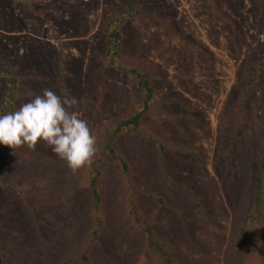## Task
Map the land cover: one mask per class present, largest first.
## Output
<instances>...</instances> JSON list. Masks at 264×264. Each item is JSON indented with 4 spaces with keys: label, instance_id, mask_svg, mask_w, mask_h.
Returning <instances> with one entry per match:
<instances>
[{
    "label": "trees",
    "instance_id": "trees-1",
    "mask_svg": "<svg viewBox=\"0 0 264 264\" xmlns=\"http://www.w3.org/2000/svg\"><path fill=\"white\" fill-rule=\"evenodd\" d=\"M6 1L17 2L0 0V4ZM119 1L121 6L112 7V15L102 22L93 40L106 41L96 60L101 71L93 73L97 77L91 76L81 91L93 100V114L110 105L109 91L121 97L124 110L91 127L98 137L99 152L91 167L75 174L42 142L35 151L0 144V264H215L213 244L222 249L221 264H264V129L247 124L245 112L249 95L264 90L263 45L250 63L247 91L241 93L236 109L240 111L238 125L228 130L224 145L217 148L220 157L216 161L228 163L224 175L229 178L245 170V161L252 168L247 204H241L243 196L238 194L228 198L231 223L225 239L222 230L216 231L213 205L208 204L212 199L196 192L203 190L195 187V176L201 179L207 173L201 152L177 141L191 133L188 124L193 121L204 133L209 126L194 114L178 110L182 100L164 93V74L158 64L139 58L138 52L129 54L125 38L131 35L130 23L135 21L179 39L188 55L195 50L208 64L212 57L188 35L184 39L163 8L151 10L142 0ZM240 1L202 0L209 15L222 22L228 42L238 27L219 4H236L232 8L237 11ZM66 11L71 15L64 31L68 26L71 35L84 34L87 26L81 23L79 9L72 10L73 14ZM211 28L209 36L217 42L216 29ZM190 61L186 55L182 80L196 95L187 71ZM11 64L0 59L4 85L0 115L29 102L22 76ZM111 70L137 81L139 92L108 82ZM237 143L242 156L240 161L235 154L233 163Z\"/></svg>",
    "mask_w": 264,
    "mask_h": 264
},
{
    "label": "rangeland",
    "instance_id": "rangeland-1",
    "mask_svg": "<svg viewBox=\"0 0 264 264\" xmlns=\"http://www.w3.org/2000/svg\"><path fill=\"white\" fill-rule=\"evenodd\" d=\"M142 4L151 10L163 8L171 14L176 29L178 28L177 32L184 39L188 35L212 57L208 64L195 50L188 55L186 46L179 39L153 28L140 26L135 21L130 23L131 35L125 38L129 54L135 55L138 52L139 58L158 64L164 74L165 82L161 86L164 93L182 100L178 104V110L192 113L208 124L209 132L204 133L196 121L189 123L191 133L181 139L177 138V141L200 150L207 173L201 179L195 176V187L200 186L203 190L198 189L196 192L202 196L208 194L212 199H208V204L213 205L216 231L222 230L226 239L231 223L229 201L233 196L239 195V198L243 196L241 204H247L245 196L249 197V194L246 188L252 178L249 176L252 168L245 161V170L239 172L242 175L238 173L229 178L224 175L228 174V163L222 160L218 164L216 161L220 157V150L217 148L224 145L223 140L228 130L238 125L236 116L240 111L237 112L236 109L241 93L247 91L246 81L252 69L250 63L262 51V45L264 49V2L242 0L237 11L232 8L236 4H219L238 27L230 42L225 39L227 31L222 22L209 15L202 0H142ZM117 5L121 6L119 0H17L15 4L9 1L0 4V59L12 63L17 74L22 76L26 100L42 95L45 88L61 96L66 92L80 102L79 107L74 110L88 121L90 127L111 120L124 110L121 97L115 95V91H109L107 96L110 105L93 114V100H88L87 95L81 91L91 76L97 77L93 73L101 71V63L96 60L106 41L101 39L97 43L93 40L102 22L112 15V7ZM67 8L71 12L79 9L81 23L87 26L84 34L71 35V31H67L68 26L64 31V22L71 15L66 11ZM212 26L216 29L217 42L212 41L209 36ZM60 42L64 43V47L60 46ZM185 54L191 60L190 70L187 71L196 95L187 90V85L182 80L181 69L185 64ZM63 67L66 69L62 71ZM102 72L106 73V70L102 69ZM106 77L108 82L120 89L125 87L134 94L139 92V83L131 81V77L118 70H111ZM3 91V80L0 79V100ZM245 112L249 121L247 124H251L255 130L264 129V90H257L249 95L245 101ZM183 125L185 126L184 122ZM167 126L169 125L165 124ZM240 126L242 125L239 124ZM122 143L120 141L119 145ZM240 148L241 145L237 143L233 163L236 156L238 158L242 153ZM247 160L251 162L252 159L248 157ZM234 165L236 168V164ZM202 218L207 219L204 213ZM210 248L215 264H221L219 260L222 249H216L214 244Z\"/></svg>",
    "mask_w": 264,
    "mask_h": 264
},
{
    "label": "clouds",
    "instance_id": "clouds-1",
    "mask_svg": "<svg viewBox=\"0 0 264 264\" xmlns=\"http://www.w3.org/2000/svg\"><path fill=\"white\" fill-rule=\"evenodd\" d=\"M75 96L45 88L18 110L0 115V144L35 151L38 143L52 148L72 173L91 167L99 152L98 137L78 111Z\"/></svg>",
    "mask_w": 264,
    "mask_h": 264
}]
</instances>
